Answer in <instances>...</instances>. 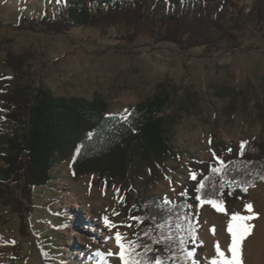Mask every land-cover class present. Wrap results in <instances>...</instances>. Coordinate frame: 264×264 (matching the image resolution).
Returning <instances> with one entry per match:
<instances>
[{
  "label": "rangeland",
  "instance_id": "obj_1",
  "mask_svg": "<svg viewBox=\"0 0 264 264\" xmlns=\"http://www.w3.org/2000/svg\"><path fill=\"white\" fill-rule=\"evenodd\" d=\"M62 1L66 0H0V93L20 82L49 88L57 96L91 99L98 94L107 101L109 113L127 116L132 106L151 98L166 78L178 86H191L201 108L185 114L176 126L172 143L178 155L167 161V172L151 187L163 202L182 198L191 163L221 156L219 142L264 143V27L247 18L252 0H231L228 16L237 22L231 34L211 29L219 47L183 48L172 40L158 39L160 29L148 25L139 30L122 23L54 32L20 24L24 15L52 14ZM241 8H245L243 15ZM190 36L187 32L183 37ZM9 49L28 56L22 73L8 65ZM224 88L233 94L223 96ZM11 134L12 127L1 115L0 143ZM34 193L33 211L28 215L16 208L20 188L0 184V264H42L47 256L59 264H93L92 259L104 264L97 251L105 254L107 264H122L114 237L119 231L125 245L134 239L126 200L135 203V189L120 182L104 186L95 174L76 177L65 161L54 166L52 180ZM94 201L108 205L107 216L116 228L100 219L89 221L96 214ZM247 204L252 205V213L247 212ZM224 208L225 212H217L210 205L201 210L198 243L204 264L219 259L217 244H229L226 226L234 213L252 215L253 223L264 219V181ZM90 222L93 229L87 227ZM84 239L87 246L81 243ZM77 247L80 253L75 252Z\"/></svg>",
  "mask_w": 264,
  "mask_h": 264
},
{
  "label": "trees",
  "instance_id": "obj_2",
  "mask_svg": "<svg viewBox=\"0 0 264 264\" xmlns=\"http://www.w3.org/2000/svg\"><path fill=\"white\" fill-rule=\"evenodd\" d=\"M230 3L231 0H66L59 2L52 14L22 16L20 24L54 32L122 23L139 30L148 25L160 29L158 39L172 40L183 48L219 47V39L211 29L231 34L237 22L228 16ZM244 12L245 8H241L239 14ZM247 18L264 27V0H252ZM187 32L191 36L184 38ZM134 38L131 35L129 39ZM27 58L8 50L7 63L17 74L23 72ZM222 90L223 96L233 94L229 88ZM200 108L197 91L191 86H178L170 78L158 83L157 92L132 106L127 116L109 113L107 101L98 94L91 99L57 96L49 88L15 82L0 93V116L12 127L11 136L0 143V184L20 188L16 208L31 215L35 188L52 180L55 165L69 161L76 177L95 174L104 186L120 182L135 189V203L126 200L128 217L142 218L130 219L134 239L126 247L132 261L155 264L160 259L163 264H204L198 243L199 218L201 210L210 204L202 205L196 197L222 201L223 206L243 198L248 191L244 188L264 181V143L219 142L221 156L194 159L191 163L189 184L183 191L187 195L163 202L151 187L167 172V161L178 155L172 143L176 126L185 114L198 113ZM214 168L221 171L213 172ZM193 173L195 180L191 178ZM200 184L204 187L197 191ZM22 217L24 221V213ZM189 251L193 256L186 255ZM97 262L92 259L93 264ZM42 264L59 262L47 256Z\"/></svg>",
  "mask_w": 264,
  "mask_h": 264
},
{
  "label": "snow or ice",
  "instance_id": "obj_3",
  "mask_svg": "<svg viewBox=\"0 0 264 264\" xmlns=\"http://www.w3.org/2000/svg\"><path fill=\"white\" fill-rule=\"evenodd\" d=\"M241 150L244 148V143L242 142L241 145ZM213 155H215L213 153ZM221 164H223V161H221ZM221 171L220 168H214L213 172H219ZM193 180L196 179V175L193 173L192 177ZM204 187L203 184H200L199 188L197 191L202 189ZM222 187V186H221ZM247 188H244L243 191H247ZM118 191V190H117ZM181 195H187V193L182 192ZM197 200L201 201V204H210L213 208L216 209L217 212H225V208L223 206V202H217L216 200H202L201 197L197 196ZM120 202L122 203L123 200L120 198ZM247 212L252 213V205L247 204L245 205ZM114 215H119V213H114ZM129 219H137V220H142L141 217H129ZM253 219L252 215H241L240 213H234L231 216L230 222L228 224V232L231 233V243L228 245V251L231 252V257L228 258L225 256V252L221 250L220 245H216V253L218 254L219 259L218 260H213L212 264H242L241 260V246L242 242L245 239V237L249 234L250 232V225L247 223V221ZM103 222L105 225L109 228H116L117 225L114 223H111L109 221V217L105 215L103 217ZM127 227H131L128 225ZM215 230L213 229V232ZM114 243L118 246V259L122 264H138L136 261H132L129 258L128 252L129 249L126 247V245L122 242V235L119 231L115 233L114 237ZM97 257L100 258L101 261L104 262V264H107V260L105 258V254L103 252L97 251L95 253ZM113 253H108V256H112ZM187 256L191 257L193 256V252L189 251L186 253ZM155 264H163V261L160 259H156ZM195 264V262H193Z\"/></svg>",
  "mask_w": 264,
  "mask_h": 264
},
{
  "label": "bare ground",
  "instance_id": "obj_4",
  "mask_svg": "<svg viewBox=\"0 0 264 264\" xmlns=\"http://www.w3.org/2000/svg\"><path fill=\"white\" fill-rule=\"evenodd\" d=\"M94 204L96 205V214L93 216H88L89 221L95 222L97 220H102L103 222V217L107 215L108 213V205L107 204H101L98 201H94ZM77 208H80L79 205H75ZM90 209V207H86ZM231 219V218H230ZM90 222V223H91ZM104 223V222H103ZM247 223L250 225V232L249 234L245 237V239L242 242L241 246V260L242 264H261V262L264 261V219L261 218L258 222L253 223L252 220L247 221ZM103 225V224H102ZM105 225V224H104ZM88 228H92V223L87 226ZM228 229V224L226 226ZM93 229V228H92ZM102 231V234L104 236H109V234L106 231ZM75 235L76 233L73 232ZM229 244H222L220 245V248L222 251L225 252V256L230 258L231 257V252L228 251V245L231 243V233L229 235ZM87 241L84 239L81 243L84 246H87ZM75 251V250H74ZM80 253L81 251L79 248H76V251ZM218 260V259H217Z\"/></svg>",
  "mask_w": 264,
  "mask_h": 264
}]
</instances>
